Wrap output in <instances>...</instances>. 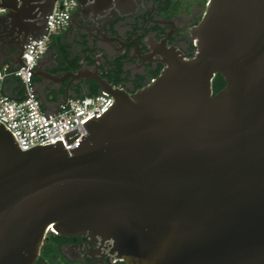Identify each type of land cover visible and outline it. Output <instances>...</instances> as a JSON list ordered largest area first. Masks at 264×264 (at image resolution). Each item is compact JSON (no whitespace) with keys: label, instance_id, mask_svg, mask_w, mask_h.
I'll return each mask as SVG.
<instances>
[{"label":"water","instance_id":"1","mask_svg":"<svg viewBox=\"0 0 264 264\" xmlns=\"http://www.w3.org/2000/svg\"><path fill=\"white\" fill-rule=\"evenodd\" d=\"M77 1L74 16L115 14L114 0ZM53 2L0 0V66H25ZM191 36L193 55L168 50L147 86L101 85L114 102L69 149L77 128L23 151L0 122V264H46L47 232L84 235L125 264H264V0H207ZM216 74L225 84L213 94ZM32 75L46 119L90 94L55 107ZM16 79L1 91L26 94Z\"/></svg>","mask_w":264,"mask_h":264},{"label":"flooded vegetation","instance_id":"2","mask_svg":"<svg viewBox=\"0 0 264 264\" xmlns=\"http://www.w3.org/2000/svg\"><path fill=\"white\" fill-rule=\"evenodd\" d=\"M114 1L115 14L103 19L72 14L67 28L51 39L47 54L32 75L39 100L48 95L49 104L57 107L64 93L94 94L105 91L101 85L131 93L159 76L166 67L168 50L181 51L188 58L195 52L191 30L201 20L207 1ZM69 80L75 85L66 90ZM15 82L22 90L21 82ZM44 240L58 246V253L48 245L42 253L41 246L38 260L46 264H51L49 257L54 264H125L105 246L81 234L47 232Z\"/></svg>","mask_w":264,"mask_h":264},{"label":"built area","instance_id":"3","mask_svg":"<svg viewBox=\"0 0 264 264\" xmlns=\"http://www.w3.org/2000/svg\"><path fill=\"white\" fill-rule=\"evenodd\" d=\"M77 6V0H54L51 13L46 15V33L37 41L32 39L28 46L23 48L22 60L29 70L33 72L51 39L67 28L68 19ZM2 12L4 9H0V13ZM25 66L10 69L9 65H4L0 68V122L14 135L23 151L36 145L63 141L67 132L77 128L78 134L75 138L63 141L66 149L75 146L86 133L83 123L92 116H101L114 102L113 97L106 91L72 97L61 107L58 106L56 115L50 114L46 119L29 86L31 71ZM6 76L17 77L24 84L28 97L23 94L22 97L14 98L3 93L1 90Z\"/></svg>","mask_w":264,"mask_h":264},{"label":"trees","instance_id":"4","mask_svg":"<svg viewBox=\"0 0 264 264\" xmlns=\"http://www.w3.org/2000/svg\"><path fill=\"white\" fill-rule=\"evenodd\" d=\"M207 0H204V2H206ZM225 84L224 79L222 78V76L220 74H216L215 77L212 80V93L215 94L217 91H219ZM50 235H55L54 233L50 232ZM50 246L51 250H55L58 253V246L56 245L55 242H50L48 240H44L43 245H42V253H44V248L46 246ZM44 260V257L42 258ZM49 263L54 264L55 262L53 261L52 258H48ZM45 261V260H44Z\"/></svg>","mask_w":264,"mask_h":264},{"label":"crops","instance_id":"5","mask_svg":"<svg viewBox=\"0 0 264 264\" xmlns=\"http://www.w3.org/2000/svg\"><path fill=\"white\" fill-rule=\"evenodd\" d=\"M0 9H4V8H0ZM4 11H5V9H4ZM4 65H9L10 66V63H8V62H5L4 64H2L1 66H0V68L2 67V66H4ZM4 83V82H3ZM3 86V85H2ZM11 97H13V96H11ZM14 98H18V97H14Z\"/></svg>","mask_w":264,"mask_h":264}]
</instances>
